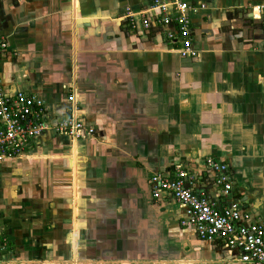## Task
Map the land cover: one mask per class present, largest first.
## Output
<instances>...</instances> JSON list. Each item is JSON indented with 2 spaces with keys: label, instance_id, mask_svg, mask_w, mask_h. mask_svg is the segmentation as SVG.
I'll return each instance as SVG.
<instances>
[{
  "label": "crops",
  "instance_id": "0c3cea01",
  "mask_svg": "<svg viewBox=\"0 0 264 264\" xmlns=\"http://www.w3.org/2000/svg\"><path fill=\"white\" fill-rule=\"evenodd\" d=\"M152 1L0 0L4 89L41 98L52 122L73 92L80 118L96 131L77 142L48 132L25 156L0 161V235L9 242L1 258L238 264L180 227L182 209L167 195L154 200L149 178L177 164L202 177L205 157L220 160L227 151L250 159L237 144L264 143V0H186L205 6L189 17L196 52L189 57L172 51L153 25ZM227 163L234 193L252 219L264 220V170L258 176L251 164ZM36 164L40 174L31 175ZM208 192L218 205L229 200ZM50 218L61 229L46 227ZM94 223L118 230L116 250L101 251L99 260L81 243Z\"/></svg>",
  "mask_w": 264,
  "mask_h": 264
},
{
  "label": "built area",
  "instance_id": "2783aa9c",
  "mask_svg": "<svg viewBox=\"0 0 264 264\" xmlns=\"http://www.w3.org/2000/svg\"><path fill=\"white\" fill-rule=\"evenodd\" d=\"M204 8L203 5L192 6L186 0L152 1L151 9L158 12L153 25L170 49L181 57L196 55L189 17ZM126 16L132 20L133 13L126 9ZM141 23L146 30L151 27L145 17H141ZM6 49L7 41L0 37V55ZM261 50L264 51V25ZM66 100L69 106L64 115L52 122L41 98L23 91L8 93L0 76V161L25 156L33 142L48 132L74 142L87 137L95 139V129L80 118L74 93L70 92ZM203 166L207 174L202 177L181 164L175 165L170 174L153 173L149 178L152 198L169 196L182 209L180 227L192 230L200 240L226 252L231 261L264 264V220L252 219L245 202L234 193L227 162L207 156ZM208 190L229 198L228 202L218 205ZM7 247L6 237L0 235V264H19L15 259L1 258Z\"/></svg>",
  "mask_w": 264,
  "mask_h": 264
},
{
  "label": "rangeland",
  "instance_id": "374dc122",
  "mask_svg": "<svg viewBox=\"0 0 264 264\" xmlns=\"http://www.w3.org/2000/svg\"><path fill=\"white\" fill-rule=\"evenodd\" d=\"M228 145H230V143L225 142L226 149L233 146V145H231V146L228 147ZM234 145H236V144H234ZM237 145L242 147V152H243L244 155H246V156L250 155L251 158L248 159V158H245L244 156L242 157V156H238L236 154H235L234 157L231 158L229 152L226 151V154L223 155L222 158H220V160H224L226 162H229L230 164L234 163L235 164V165H233L234 168L238 167V168H241V169H244V168H246V166L248 164L249 165L251 164V166H253V169L256 171V174H259L258 176H261L262 175L261 172H262V170H264V158L262 156V155H264V143L260 142V143H256V144L253 143V144H250V145L247 144V143H241V144H237ZM251 147H252V149H251ZM253 154H254L255 157L253 156ZM253 158H255V159H253ZM246 161H248V164H247ZM34 166H33L34 169H32V171L31 170L29 171L31 173V175L34 172H35V174H38V172L40 174V171L36 170V166H38V165L36 164ZM43 175L46 177V182L48 184H50L51 186L55 185L54 184V179L53 178L51 179V175H47V174H44V173H43ZM63 186H65L64 182H63ZM52 189L54 190V193H55V189L56 188H52ZM59 190L65 191V188L62 187V188H59ZM39 191H40V188H39ZM32 193H34L33 197L35 199H37V197L40 196V192L33 191ZM63 194L65 196L64 198L67 201H70V199H71L70 195H67L65 192ZM82 209L84 210L85 207H83L81 205L80 210H82ZM74 211H75V209H74ZM48 220L49 221H47L46 227L50 228L51 231H53L54 229H61V225H60V228H59L58 224L51 223L53 221L51 218L48 219ZM68 226H70V223L68 224ZM86 226H88V236L84 238L85 239L84 242H81L83 244V246H84L83 250H88L89 253H90L91 250L95 251L93 255L98 257V260L101 259L100 258L101 256H99V253H101V251H103V250H116V248L118 246V240H117L118 239V234H117L118 230H116V233H115V229L112 228V227L107 226L106 224L102 225V224H95L94 223V224H86ZM68 231L70 233V229L69 228H68ZM120 234H121V232H120ZM101 236H103L104 239H102ZM67 238H69V234L65 232L64 233V238H63L64 241H65V245L68 242ZM73 242H75V241H73ZM106 243H109V249L106 248ZM88 256H89V254H88Z\"/></svg>",
  "mask_w": 264,
  "mask_h": 264
},
{
  "label": "bare ground",
  "instance_id": "6f19581e",
  "mask_svg": "<svg viewBox=\"0 0 264 264\" xmlns=\"http://www.w3.org/2000/svg\"><path fill=\"white\" fill-rule=\"evenodd\" d=\"M77 145V144H76Z\"/></svg>",
  "mask_w": 264,
  "mask_h": 264
}]
</instances>
